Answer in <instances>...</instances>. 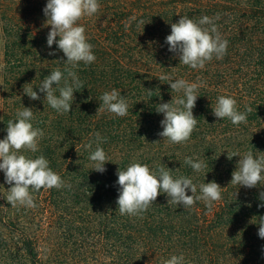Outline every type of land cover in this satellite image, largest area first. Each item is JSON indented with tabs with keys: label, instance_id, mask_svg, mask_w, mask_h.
Returning <instances> with one entry per match:
<instances>
[{
	"label": "trees",
	"instance_id": "trees-1",
	"mask_svg": "<svg viewBox=\"0 0 264 264\" xmlns=\"http://www.w3.org/2000/svg\"><path fill=\"white\" fill-rule=\"evenodd\" d=\"M99 3L96 14L77 21L94 46L96 60L74 69L84 88L74 92L70 113L59 114L38 87L55 69L63 71L67 59L55 43L47 45L51 30L43 12L47 0H0V51L5 53L9 76L1 92L12 99L3 106L1 133L7 135V123L15 121L17 109H33L31 122L44 136L31 158L43 154L64 181L61 188H42L46 197L40 199L41 210L51 214L44 216L43 225L50 234L63 229L66 236H74L83 259L74 264H161L181 254L185 264H264V238L258 235L264 182L254 188L230 184L240 157L227 156L232 151L264 155V0ZM217 14L219 32L228 41L224 58H213L203 69L179 63L165 42L171 24L180 16L198 20ZM132 17L136 19L126 28ZM161 74L203 84L193 109L198 123L186 143H169L158 135L164 116L156 105L182 95L171 90L168 81H160ZM25 84L40 99H30L23 91ZM114 88L128 100L124 117L97 113L100 96ZM221 95L236 99L240 112L252 109L247 123L234 125L214 116L212 108ZM96 132L105 138L100 146L109 157L103 173L91 169L90 150L84 148ZM95 147L93 143L92 150ZM189 156L207 164L203 172L184 163ZM134 162L147 164L150 170L164 164L174 177L188 176L197 186L214 180L226 188L211 208L203 201L190 208L168 205L167 195L161 193L141 216L121 215L116 173ZM39 214L2 211L0 219L16 234L31 264H61L40 235L43 225L35 224Z\"/></svg>",
	"mask_w": 264,
	"mask_h": 264
},
{
	"label": "clouds",
	"instance_id": "clouds-1",
	"mask_svg": "<svg viewBox=\"0 0 264 264\" xmlns=\"http://www.w3.org/2000/svg\"><path fill=\"white\" fill-rule=\"evenodd\" d=\"M99 9V0H47L43 9L47 17L46 23L51 26L47 35V45L51 48L55 43L67 59L63 71L55 69L38 87L41 93H46L47 104L59 114L70 113L75 99L74 92L84 88V82L74 69L81 62L89 65L96 60L92 51L94 46L87 41L86 30L83 25H78L77 21L85 15L96 14ZM219 18V14L214 18L205 15L198 20L180 16L178 22L171 24V34L166 37L168 50L176 54L179 63L192 69H203L213 58L223 59L227 54L228 41L222 37L215 22ZM135 19L132 17L126 22L125 27L127 28ZM139 23L144 24V21L140 20ZM49 55L55 53L50 52ZM158 79L168 81L171 90L182 93L181 96L173 97L170 102L156 105L155 110L164 116L160 122L163 131L158 135L169 143H186L198 123L193 115V109L199 97L198 90L203 84L185 79L173 80L168 74H161ZM25 85L23 91L30 99H40L30 84ZM57 91L59 95H56ZM99 99L102 103L97 113L107 111L119 117L128 114V100L117 89L104 92ZM212 110L215 117L221 120L227 118L234 125L247 123V114L252 111L251 108H247L246 112H240L236 99L225 95L217 97ZM33 119V109L24 106L22 110L17 109L15 121H8L7 135L0 140V170L4 172L5 183L11 185L7 190L6 199L12 207L34 209L37 207L34 193L42 188H61L64 184L61 176L52 170L49 160L43 154L36 158L21 154V150L31 153L39 151V141L43 138L44 132L40 128H34L31 122ZM93 136L95 139H90L84 148L90 150L91 169L103 173L106 171V162H109V157L100 146L105 142V138L101 137L99 132L93 133ZM93 143L96 144L95 150H92ZM227 156L229 160L235 156L240 157L236 170L231 174L230 184L254 188L264 182V155L255 157L252 151H247L243 155L239 151H232L227 152ZM184 163L197 173L203 172L207 167L203 160L199 158L194 160L190 156L185 157ZM116 175L118 177L116 183L120 186L116 200L118 211L121 215L129 216H141L155 203L161 193L167 195L168 205L190 208L197 201H203L206 207L211 208L214 202L222 199V192L226 188H222L214 180L197 186L188 176L174 177L173 170L164 164L158 166L156 170H150L147 164L134 162L128 165L126 170L119 168ZM186 190H190L192 194L187 195ZM259 199L264 201V192L260 193ZM258 207H264V203ZM258 224V235L264 238V217H260ZM161 264H185V258L182 254L172 255L169 259L162 260Z\"/></svg>",
	"mask_w": 264,
	"mask_h": 264
},
{
	"label": "rangeland",
	"instance_id": "rangeland-1",
	"mask_svg": "<svg viewBox=\"0 0 264 264\" xmlns=\"http://www.w3.org/2000/svg\"><path fill=\"white\" fill-rule=\"evenodd\" d=\"M6 57L5 53L3 51H0V119H1V113L3 111V106H8L12 101L10 97L6 98L2 95V89L1 87L5 86L4 80L7 79L8 72L6 71ZM2 125V121L0 120V126ZM6 137V134L1 133L0 129V140L4 139ZM21 154H24L26 156L31 157L30 151H23L21 150ZM0 213L2 211H10V212H19V213H32V212H38L39 217L35 221V224L43 225V218L44 216L51 215L49 213H43L41 208H43L44 205H41L40 199L41 197L45 199V195H43L42 189L39 192L34 193L35 197V203L37 204V207L34 209H29L26 207H12L7 202V190L11 187V185H8L5 183V176L4 174L0 173ZM58 189H56L57 192ZM44 230L42 233H40L41 237L45 239L46 245L50 247V250L53 251L55 254V257L59 259L58 261L61 264H71L70 262H81L83 259H81V254L79 251V248H77L76 245L73 243H76L74 240V236H66L62 229H55L50 234L49 227H47V224L43 225ZM0 264H31L26 255L24 254L22 248L20 247V244L18 243V238L16 234L12 231V229L9 230L8 226L4 221H1L0 219Z\"/></svg>",
	"mask_w": 264,
	"mask_h": 264
}]
</instances>
